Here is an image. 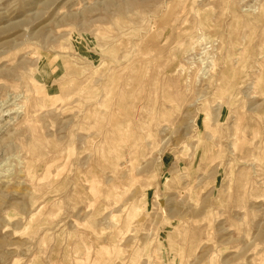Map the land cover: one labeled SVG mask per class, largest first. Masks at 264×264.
Returning <instances> with one entry per match:
<instances>
[{"label":"rangeland","instance_id":"374dc122","mask_svg":"<svg viewBox=\"0 0 264 264\" xmlns=\"http://www.w3.org/2000/svg\"><path fill=\"white\" fill-rule=\"evenodd\" d=\"M0 113V264H264V0H0Z\"/></svg>","mask_w":264,"mask_h":264},{"label":"bare ground","instance_id":"6f19581e","mask_svg":"<svg viewBox=\"0 0 264 264\" xmlns=\"http://www.w3.org/2000/svg\"><path fill=\"white\" fill-rule=\"evenodd\" d=\"M3 111V110H2ZM1 114V113H0Z\"/></svg>","mask_w":264,"mask_h":264}]
</instances>
